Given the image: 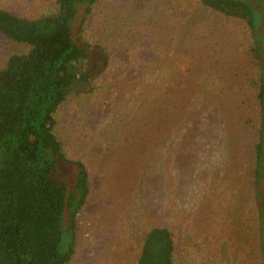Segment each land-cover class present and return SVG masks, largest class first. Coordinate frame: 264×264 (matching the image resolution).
I'll return each instance as SVG.
<instances>
[{"label": "rangeland", "instance_id": "obj_1", "mask_svg": "<svg viewBox=\"0 0 264 264\" xmlns=\"http://www.w3.org/2000/svg\"><path fill=\"white\" fill-rule=\"evenodd\" d=\"M247 4L256 39L199 0H98L84 16L86 79L67 91L52 129L88 174L68 264H136L153 228L170 231L173 264H264V176L253 175L264 173V115L251 55L264 59V0ZM0 10L37 19L57 7L0 0ZM28 51L0 35V71Z\"/></svg>", "mask_w": 264, "mask_h": 264}, {"label": "trees", "instance_id": "obj_2", "mask_svg": "<svg viewBox=\"0 0 264 264\" xmlns=\"http://www.w3.org/2000/svg\"><path fill=\"white\" fill-rule=\"evenodd\" d=\"M96 1L54 0L56 13L37 19L0 10V35L29 47L27 54L10 55L0 71V264H68L74 255L88 174L81 163L66 159L52 132L53 114L74 82L86 79L77 71L87 50L80 34ZM247 1L199 3L225 20L244 23L256 39ZM251 51L259 68L264 115V59L256 48ZM262 151L261 137L255 167L261 166ZM71 164L76 167L73 179L64 181L58 168ZM260 169L253 175L264 176ZM173 252L170 231L153 228L145 234L136 264H173Z\"/></svg>", "mask_w": 264, "mask_h": 264}]
</instances>
